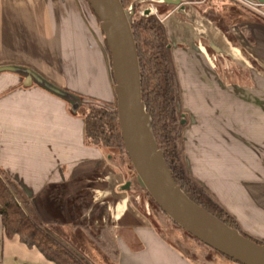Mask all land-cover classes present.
I'll return each mask as SVG.
<instances>
[{
    "label": "crops",
    "instance_id": "obj_1",
    "mask_svg": "<svg viewBox=\"0 0 264 264\" xmlns=\"http://www.w3.org/2000/svg\"><path fill=\"white\" fill-rule=\"evenodd\" d=\"M216 3L239 46L264 68V18L232 0ZM186 4L151 11L192 118L180 130L178 158L215 204L264 241V71L196 6L192 18L183 17ZM0 66L30 69L81 101L117 102L110 51L87 0H0ZM25 76L0 72V168L20 185L38 220L58 226L91 264H203L130 203L120 171L111 170L102 148L85 143L78 101L36 80L25 86ZM85 202L87 224H75L74 208ZM90 234L93 242L83 249ZM0 264L55 263L9 238L0 215Z\"/></svg>",
    "mask_w": 264,
    "mask_h": 264
},
{
    "label": "trees",
    "instance_id": "obj_2",
    "mask_svg": "<svg viewBox=\"0 0 264 264\" xmlns=\"http://www.w3.org/2000/svg\"><path fill=\"white\" fill-rule=\"evenodd\" d=\"M121 1L129 13V19L137 44L142 78V96L146 109L151 116L152 132L159 148L162 149L165 154V159L176 182L191 200L204 207L229 226L237 228L246 237L256 241L251 235L242 231L240 224L230 212L205 198L203 192L196 186V183L190 178L183 176L180 169L177 168L175 155L171 147V138H169V133L167 131V119L170 115L172 117L177 111L176 98L179 92L177 88L178 85L173 79L174 77L170 68H168L170 57H167V53L163 50L164 40L159 26V19L157 15L152 12L148 14L146 12L144 14L141 13V9L144 8L143 0ZM182 1L192 2L201 15L221 29L233 45L239 47L246 58L255 67L264 71V68L239 46L235 37L229 31L231 20L226 15L222 14V11L217 9L216 2L220 0ZM160 3L161 4L157 3V8L162 5L166 9L162 10L159 7V14H165L171 8L175 7V5L165 1ZM236 11L238 15L241 14L239 9H236L235 12ZM163 65L166 66V68H162ZM163 78L164 85L161 84ZM63 98L70 101H80V97L72 93H68L67 96H63ZM82 105L84 106L82 115L84 118L85 143L88 146L99 148H120L130 160L122 139L117 105L115 104L114 107L104 103ZM190 181L193 182V184H191ZM146 193L150 195L147 191ZM0 215L5 233L9 238L18 236L21 242L30 248H37L48 260L55 264H91L76 249L70 246L69 243L59 239L38 220L28 197L25 195L20 185L2 168H0ZM81 217L82 208L76 206L73 211L74 223L76 224ZM187 233L200 241L189 232ZM174 243L191 259L198 260L197 257H194L187 249L182 248L179 243ZM259 243H264V241ZM203 244L232 260L234 263L242 264L220 253L207 244Z\"/></svg>",
    "mask_w": 264,
    "mask_h": 264
},
{
    "label": "water",
    "instance_id": "obj_3",
    "mask_svg": "<svg viewBox=\"0 0 264 264\" xmlns=\"http://www.w3.org/2000/svg\"><path fill=\"white\" fill-rule=\"evenodd\" d=\"M87 1L99 20L110 51L122 139L139 182L164 213L201 242L242 264H264V243L246 237L191 200L176 182L152 132L151 116L142 96L137 44L122 1ZM164 1L184 8L181 0ZM256 1L264 4V0ZM151 11V8L146 9L147 14ZM4 71L25 73V86H31L36 80L58 95L68 94L30 69L0 66V72ZM130 187L129 181L122 185L124 190Z\"/></svg>",
    "mask_w": 264,
    "mask_h": 264
},
{
    "label": "rangeland",
    "instance_id": "obj_4",
    "mask_svg": "<svg viewBox=\"0 0 264 264\" xmlns=\"http://www.w3.org/2000/svg\"><path fill=\"white\" fill-rule=\"evenodd\" d=\"M186 2H187V4H186V8L184 9L185 11H182L181 15L183 17L192 18V15L189 12V9L191 7L194 8L195 5L190 4L189 1H186ZM159 4H161V3L159 2ZM156 5H157V3L152 2V0H144V8L141 10L144 11V13H145L147 8H151L153 10H156L159 13V10H158L159 7L162 10L166 9L162 5L158 6V8H157ZM202 7H205V6H202ZM246 10L250 11L253 14L254 18H258V17L264 18V15H262L260 12L252 11L249 9H246ZM263 10H264V8H263ZM240 12L244 13L245 11L241 10ZM163 50L167 53V57H170V54L167 50V41L163 42ZM163 66H162V68H166V66H164V67ZM168 68H170L172 75L174 77L173 79L176 82V84L178 85L177 88H178V92H179V93H177V98H176L177 111L172 115V117L170 115L167 119V131L169 133V138H171V147H172L174 155H175L176 166L178 169H180L183 176L187 175L188 178L190 177V179L194 183H196V186L199 188V190H201L203 192V195L205 198H207L209 201H211L213 203L214 202L217 203L215 200L216 196L208 188L203 187L200 182H197L193 177L189 176L187 163L185 162V160L183 159L182 164H181V161H179L178 157L179 156L181 158L183 157L182 145H181L182 140H181V137L179 136L180 130H182L183 129L182 126L187 125L192 120V118H191V116H189V112L187 111V109L183 108V106L181 105V102H180L181 88H180L179 81L177 78L176 70L174 69V67L171 63V59H169ZM161 84L164 85V78H163ZM82 104H86V105L87 104H96V102L81 101V100L78 101L77 107H78V110L80 111V113H83V111H84V106ZM114 106H115V104L112 105V107H114ZM182 120H183V122H182ZM102 149L104 151L105 161H107L108 157H109V160L111 161V163H110L111 164V170L115 169L116 171H120V176L122 178V185L128 181L131 182V187L128 190H123V192L130 195L129 196L130 203L133 206H135V208H137L139 211H141V213L148 216L151 219V221L155 225H157L165 234H167L172 241L179 243V245L182 248L187 249L189 253H191L194 257H197V259L203 264H236L232 260H230L227 257L213 251L212 249H210L209 247H207L206 245H204L200 241H198L195 238H193L192 236H190L183 228H181L180 226L175 224L172 221V219L166 213H164L162 211V209L160 207H158L157 203L153 200V198L146 193L147 190H144L146 188L139 182V180L137 178V173L135 171L133 164L131 163V161L129 160V158L123 152L122 149L113 148V147L102 148ZM182 166H184V171H183ZM193 182H191V184H193ZM91 191H88V193L90 194ZM213 196H215V198ZM87 204H88V202H85L82 205H80L82 210L85 209ZM96 218L97 217L95 216L93 218V220H91L89 223L94 224V221ZM100 222L97 223V226L100 225L99 224ZM76 224H78V225L87 224V222L85 221V217L79 218ZM44 226L46 228H48L50 231H52L59 239H62L66 242L68 241V240H66L65 237H62V235H60L56 232V230L59 228L58 226L57 227L56 226H50V225H44ZM240 228L245 233L251 235L257 242H263V240L260 239L259 236H254L253 234L247 232L241 226H240ZM90 232L93 234L92 231H90ZM88 236H89V234H88ZM90 236H91V234H90ZM82 240H83V246L82 247H83V249L87 250L88 246L91 245L93 242L92 236L88 237V238L83 237ZM67 243H69V242H67ZM72 245L70 243V246H72L74 249H76V248L80 249L79 251H81V255H84L82 248H80L81 246H79L77 244H72ZM84 257H85V255H84Z\"/></svg>",
    "mask_w": 264,
    "mask_h": 264
},
{
    "label": "built area",
    "instance_id": "obj_5",
    "mask_svg": "<svg viewBox=\"0 0 264 264\" xmlns=\"http://www.w3.org/2000/svg\"><path fill=\"white\" fill-rule=\"evenodd\" d=\"M233 1L237 2L240 6H242L245 9L260 12L262 15H264L263 3H260L256 0H233ZM141 13L143 14L144 11L141 10Z\"/></svg>",
    "mask_w": 264,
    "mask_h": 264
},
{
    "label": "flooded vegetation",
    "instance_id": "obj_6",
    "mask_svg": "<svg viewBox=\"0 0 264 264\" xmlns=\"http://www.w3.org/2000/svg\"><path fill=\"white\" fill-rule=\"evenodd\" d=\"M162 1H164V0H152V2H156V3H159V2H162ZM182 1V0H181ZM183 3L185 2V1H182ZM176 6V5H175ZM177 7H179V6H177Z\"/></svg>",
    "mask_w": 264,
    "mask_h": 264
}]
</instances>
